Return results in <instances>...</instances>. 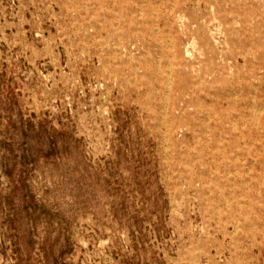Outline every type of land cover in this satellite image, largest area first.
Returning <instances> with one entry per match:
<instances>
[{
    "label": "rangeland",
    "instance_id": "1",
    "mask_svg": "<svg viewBox=\"0 0 264 264\" xmlns=\"http://www.w3.org/2000/svg\"><path fill=\"white\" fill-rule=\"evenodd\" d=\"M0 264H264V0H0Z\"/></svg>",
    "mask_w": 264,
    "mask_h": 264
},
{
    "label": "bare ground",
    "instance_id": "2",
    "mask_svg": "<svg viewBox=\"0 0 264 264\" xmlns=\"http://www.w3.org/2000/svg\"><path fill=\"white\" fill-rule=\"evenodd\" d=\"M237 204V203H236Z\"/></svg>",
    "mask_w": 264,
    "mask_h": 264
}]
</instances>
